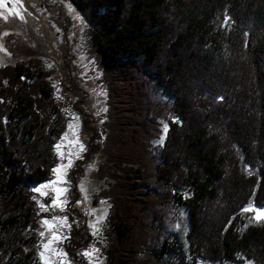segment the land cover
<instances>
[{
  "label": "trees",
  "instance_id": "trees-1",
  "mask_svg": "<svg viewBox=\"0 0 264 264\" xmlns=\"http://www.w3.org/2000/svg\"><path fill=\"white\" fill-rule=\"evenodd\" d=\"M69 1L109 110L103 137L86 100L73 102L90 137L68 175V256L84 264L92 242L79 180L104 150L107 264H264V221L244 211L264 210V0ZM67 74V95L87 93ZM52 76L33 62L0 68V264H37L32 188L52 178L67 125Z\"/></svg>",
  "mask_w": 264,
  "mask_h": 264
},
{
  "label": "rangeland",
  "instance_id": "rangeland-1",
  "mask_svg": "<svg viewBox=\"0 0 264 264\" xmlns=\"http://www.w3.org/2000/svg\"><path fill=\"white\" fill-rule=\"evenodd\" d=\"M5 3L6 8H0V12L4 13L0 16V68L33 62L52 71L50 82L54 96L67 118L66 130L54 146L58 160L54 169L59 171H53L48 182L32 188L40 226L37 264H79L66 251L72 230L68 209V175L86 152L90 133L82 128V116L73 102L79 105V101L86 100L80 107L94 116L95 125L103 134L104 123L108 119V91L103 83L102 71L89 53V26L69 0H5ZM13 3L16 5L12 9ZM13 11L19 15L12 14ZM67 64L71 66L74 85L87 93H65L69 87ZM67 96L71 102L66 101ZM166 131L167 128L157 141H152L153 147L163 145ZM106 159L104 150L97 152L85 166L84 175L79 180L77 209L86 214L85 225L92 237L91 244L82 252L84 264H107L109 259L105 231L111 205L108 200L98 198L99 193L107 189L111 182L101 179L99 175V168L106 163ZM36 188H40L41 192H36ZM57 189H60L58 199ZM177 195L183 200L189 197L186 191H180ZM253 209L250 211L254 213L253 219L256 222L264 221L255 219L257 211L264 210ZM44 220H48L49 224L45 225ZM188 260V264H194L191 258Z\"/></svg>",
  "mask_w": 264,
  "mask_h": 264
},
{
  "label": "snow or ice",
  "instance_id": "snow-or-ice-1",
  "mask_svg": "<svg viewBox=\"0 0 264 264\" xmlns=\"http://www.w3.org/2000/svg\"><path fill=\"white\" fill-rule=\"evenodd\" d=\"M13 5H16V4L15 3L12 4V9H13ZM0 8H6L5 0H0ZM9 11H11V10H9ZM3 14H4L3 12H0V16H2ZM12 14L19 15V14H17L14 11L12 12ZM57 147H59V145ZM81 150L83 151V148ZM61 155H63V154L61 153ZM53 171H59V169H54ZM45 187H47V185ZM35 191L36 192H41V189L40 188H36ZM59 193H60V189H57V194H58L57 195V199L59 198ZM41 194L42 195H46V193H41ZM53 203L55 204V201ZM254 210L255 209H253V208H246V209H244V211H246V212L247 211H254ZM255 219L258 220V221L260 219H264V211H257ZM43 223L45 225H48L49 224V221L48 220H44ZM41 235H43V233H41ZM45 247H47V245H45Z\"/></svg>",
  "mask_w": 264,
  "mask_h": 264
}]
</instances>
